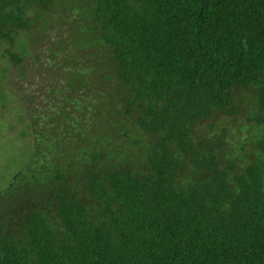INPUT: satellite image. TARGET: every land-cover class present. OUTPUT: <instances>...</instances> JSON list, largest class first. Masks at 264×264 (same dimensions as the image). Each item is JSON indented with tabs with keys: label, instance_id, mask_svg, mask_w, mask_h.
Segmentation results:
<instances>
[{
	"label": "trees",
	"instance_id": "trees-1",
	"mask_svg": "<svg viewBox=\"0 0 264 264\" xmlns=\"http://www.w3.org/2000/svg\"><path fill=\"white\" fill-rule=\"evenodd\" d=\"M63 1L0 0V45L47 15L71 31L60 82L22 100L35 147L0 196V264H264V0ZM244 110L254 144L221 166L196 128Z\"/></svg>",
	"mask_w": 264,
	"mask_h": 264
},
{
	"label": "rangeland",
	"instance_id": "rangeland-1",
	"mask_svg": "<svg viewBox=\"0 0 264 264\" xmlns=\"http://www.w3.org/2000/svg\"><path fill=\"white\" fill-rule=\"evenodd\" d=\"M58 4L64 5V1L58 0ZM54 12V15H57L56 9ZM47 17L48 25L44 30L42 29L44 22L37 18L36 27L17 37L18 46L24 45L26 48L24 54L23 47H12L8 43L0 45V185L21 165L26 153L23 115L14 98L7 92L10 90L17 94L21 101H27L28 98L44 100L51 79L56 78L58 84L62 77L58 70L59 63L56 64L61 60L60 54L51 57L50 53L56 52L57 37L69 38L71 31L66 24L55 28L58 26L55 18L48 15ZM6 49L18 56H24V62L14 66L7 57H4ZM73 55L75 56L74 52ZM42 108L40 105L39 111ZM246 116V110L235 117L216 114L214 118L196 128L194 139L198 143L211 140L217 144L220 138H225L219 156L220 165L227 166L226 163L230 160L240 168L246 161L244 155L250 152L248 147L254 144L253 133L249 131L253 127L247 122ZM73 192L82 199L86 198L79 186H75Z\"/></svg>",
	"mask_w": 264,
	"mask_h": 264
},
{
	"label": "water",
	"instance_id": "water-1",
	"mask_svg": "<svg viewBox=\"0 0 264 264\" xmlns=\"http://www.w3.org/2000/svg\"><path fill=\"white\" fill-rule=\"evenodd\" d=\"M10 96H12L20 108L22 115H23V122H24V131H25V140H26V153L25 158L21 165L12 173L10 177L2 182L0 185V196L8 191L11 186L16 182V179L30 166V163L33 158L34 154V137L30 126V120L28 116V108L26 104L20 100L17 94L11 92L10 90L7 92Z\"/></svg>",
	"mask_w": 264,
	"mask_h": 264
}]
</instances>
